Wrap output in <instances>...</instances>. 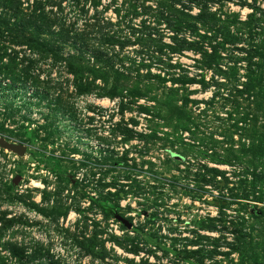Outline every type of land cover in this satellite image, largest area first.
Returning <instances> with one entry per match:
<instances>
[{"label": "rangeland", "instance_id": "obj_1", "mask_svg": "<svg viewBox=\"0 0 264 264\" xmlns=\"http://www.w3.org/2000/svg\"><path fill=\"white\" fill-rule=\"evenodd\" d=\"M13 1L0 264H264V0Z\"/></svg>", "mask_w": 264, "mask_h": 264}, {"label": "trees", "instance_id": "obj_2", "mask_svg": "<svg viewBox=\"0 0 264 264\" xmlns=\"http://www.w3.org/2000/svg\"><path fill=\"white\" fill-rule=\"evenodd\" d=\"M7 6L9 7L8 10L11 11V14L0 15V25H3L5 27L6 32H8L10 35L14 37V39H12L13 40L12 42L16 41V45H22V44L27 45V47L30 50H34L36 52L43 51L45 45L42 44V42L44 41L39 40V36H41L44 32L43 31L41 32L40 27L37 26L36 21L34 20L35 17H32L34 22L30 20H26L24 15L22 17V15H20L19 13V9L16 8V2L14 1L9 2ZM38 18L42 20L44 19L41 16H38ZM12 19L15 20V23L10 24V20ZM30 28L35 29V31L33 32L35 34L34 40H27L26 38H24V34L27 33V29Z\"/></svg>", "mask_w": 264, "mask_h": 264}, {"label": "water", "instance_id": "obj_3", "mask_svg": "<svg viewBox=\"0 0 264 264\" xmlns=\"http://www.w3.org/2000/svg\"><path fill=\"white\" fill-rule=\"evenodd\" d=\"M0 148L13 152L19 156L24 154L23 150H21L19 147L6 143L4 140H0Z\"/></svg>", "mask_w": 264, "mask_h": 264}]
</instances>
